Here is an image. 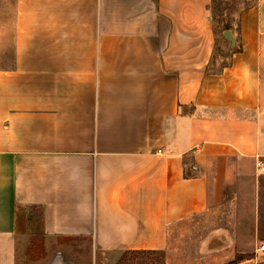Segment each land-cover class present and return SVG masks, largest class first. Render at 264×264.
I'll return each mask as SVG.
<instances>
[{
  "label": "crops",
  "instance_id": "obj_1",
  "mask_svg": "<svg viewBox=\"0 0 264 264\" xmlns=\"http://www.w3.org/2000/svg\"><path fill=\"white\" fill-rule=\"evenodd\" d=\"M211 1L0 0V264L40 209L27 264L264 262V0L238 53Z\"/></svg>",
  "mask_w": 264,
  "mask_h": 264
},
{
  "label": "rangeland",
  "instance_id": "obj_2",
  "mask_svg": "<svg viewBox=\"0 0 264 264\" xmlns=\"http://www.w3.org/2000/svg\"><path fill=\"white\" fill-rule=\"evenodd\" d=\"M253 0H215L214 4L212 5V10H214L215 6H218L220 10L223 8L226 9V17L228 19V23L230 24L232 30L236 27V16L237 14L243 10L244 8L250 6L252 4ZM215 26V32L217 34V38L221 40V35L219 34V30L221 26L214 25ZM217 40V41H219ZM219 44V43H218ZM217 54L223 53L221 49H218ZM227 60L221 56L220 59H218V65H224ZM34 216L33 223H28L26 228V237L24 238V252L25 257L23 264H27L29 259L33 261L32 259L36 258L35 260L39 262V260L43 259L45 255H41V252L38 251V247L41 245V238L38 236L39 228H40V213L38 210H34L29 212ZM32 226V227H31ZM24 235V236H25ZM31 236V237H30ZM30 238V239H29ZM18 243L20 245L23 244V238L19 237ZM29 243V244H28ZM38 253V254H37ZM52 255H50L51 259L54 260L53 264H66L68 260H70V255H68L65 252H52ZM47 256V255H46ZM44 261V260H41ZM49 261V260H48ZM85 259L83 263H85Z\"/></svg>",
  "mask_w": 264,
  "mask_h": 264
},
{
  "label": "trees",
  "instance_id": "obj_3",
  "mask_svg": "<svg viewBox=\"0 0 264 264\" xmlns=\"http://www.w3.org/2000/svg\"><path fill=\"white\" fill-rule=\"evenodd\" d=\"M215 0L211 1V5L209 7L210 12V20L213 27V31L215 35L217 36L215 32V24L221 26L219 30V34L222 38V33L224 31H232V28L230 24L228 23L227 15H226V9L220 10L217 4L215 6L214 10H212V5L214 4ZM240 51V48H236L233 53H238ZM35 209V208H33ZM40 217L42 216L41 209L39 210ZM251 255H235L234 260L229 264H238L239 262H242L244 260H249ZM115 264H164V258L163 253L161 252H129V253H123L117 260ZM259 264H264L259 263Z\"/></svg>",
  "mask_w": 264,
  "mask_h": 264
},
{
  "label": "water",
  "instance_id": "obj_4",
  "mask_svg": "<svg viewBox=\"0 0 264 264\" xmlns=\"http://www.w3.org/2000/svg\"><path fill=\"white\" fill-rule=\"evenodd\" d=\"M222 36L229 44L228 52H232L236 48V40H235V38L232 36L230 31H224L222 33ZM53 262H54V260L50 259L47 264H53ZM70 263H71V261L68 260V262L66 264H70Z\"/></svg>",
  "mask_w": 264,
  "mask_h": 264
},
{
  "label": "built area",
  "instance_id": "obj_5",
  "mask_svg": "<svg viewBox=\"0 0 264 264\" xmlns=\"http://www.w3.org/2000/svg\"><path fill=\"white\" fill-rule=\"evenodd\" d=\"M261 166H262L261 163L257 162L256 167H257L258 169H260ZM257 252H258V253H264V241L260 242V244H259V246H258V248H257Z\"/></svg>",
  "mask_w": 264,
  "mask_h": 264
}]
</instances>
